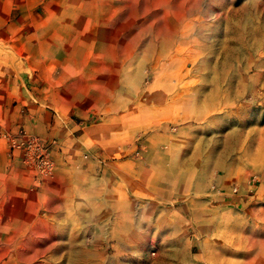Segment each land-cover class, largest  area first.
Masks as SVG:
<instances>
[{
  "label": "rangeland",
  "instance_id": "obj_1",
  "mask_svg": "<svg viewBox=\"0 0 264 264\" xmlns=\"http://www.w3.org/2000/svg\"><path fill=\"white\" fill-rule=\"evenodd\" d=\"M0 264H264V0H0Z\"/></svg>",
  "mask_w": 264,
  "mask_h": 264
}]
</instances>
